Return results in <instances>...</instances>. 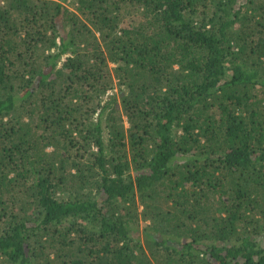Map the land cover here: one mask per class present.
<instances>
[{
	"label": "trees",
	"instance_id": "obj_1",
	"mask_svg": "<svg viewBox=\"0 0 264 264\" xmlns=\"http://www.w3.org/2000/svg\"><path fill=\"white\" fill-rule=\"evenodd\" d=\"M67 1L0 0V264H264V0Z\"/></svg>",
	"mask_w": 264,
	"mask_h": 264
},
{
	"label": "rangeland",
	"instance_id": "obj_2",
	"mask_svg": "<svg viewBox=\"0 0 264 264\" xmlns=\"http://www.w3.org/2000/svg\"><path fill=\"white\" fill-rule=\"evenodd\" d=\"M67 5L73 8L72 4L70 3V0L67 1ZM105 97H108V96L106 95ZM140 208H141V205H140Z\"/></svg>",
	"mask_w": 264,
	"mask_h": 264
}]
</instances>
